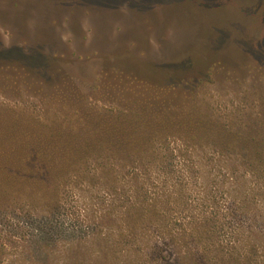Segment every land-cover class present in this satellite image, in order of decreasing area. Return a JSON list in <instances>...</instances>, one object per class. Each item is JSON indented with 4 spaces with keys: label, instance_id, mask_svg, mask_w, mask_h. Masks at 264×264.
<instances>
[{
    "label": "rangeland",
    "instance_id": "1",
    "mask_svg": "<svg viewBox=\"0 0 264 264\" xmlns=\"http://www.w3.org/2000/svg\"><path fill=\"white\" fill-rule=\"evenodd\" d=\"M142 82L169 84L175 100L154 104L177 121L196 111L205 122L253 126L264 141V0H0V128L27 117L78 122L84 105L145 114ZM74 85L81 104L63 99ZM253 180L250 215L199 240V264H264V179ZM3 183L0 264L74 263L71 242L87 229L76 218L88 205L80 185L63 191L54 213Z\"/></svg>",
    "mask_w": 264,
    "mask_h": 264
},
{
    "label": "trees",
    "instance_id": "2",
    "mask_svg": "<svg viewBox=\"0 0 264 264\" xmlns=\"http://www.w3.org/2000/svg\"><path fill=\"white\" fill-rule=\"evenodd\" d=\"M140 84L150 88L141 96L142 107L152 109L145 114L84 105L78 122L45 125L27 117L0 128L3 185H18L54 213L63 191L80 185L78 199L88 205L76 218L87 229L80 244L71 242L72 264L92 256L87 264H199L197 242L250 215L247 192L257 190L253 178L264 179L259 130L205 122L196 111L177 121L154 104L175 100L164 90L169 84ZM69 92L64 100L84 101L76 85ZM138 115L147 122H135Z\"/></svg>",
    "mask_w": 264,
    "mask_h": 264
}]
</instances>
